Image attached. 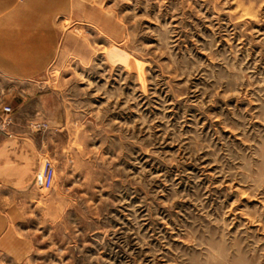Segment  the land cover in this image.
Here are the masks:
<instances>
[{"label": "rangeland", "instance_id": "rangeland-1", "mask_svg": "<svg viewBox=\"0 0 264 264\" xmlns=\"http://www.w3.org/2000/svg\"><path fill=\"white\" fill-rule=\"evenodd\" d=\"M0 67V264H264V0H0Z\"/></svg>", "mask_w": 264, "mask_h": 264}, {"label": "crops", "instance_id": "crops-1", "mask_svg": "<svg viewBox=\"0 0 264 264\" xmlns=\"http://www.w3.org/2000/svg\"><path fill=\"white\" fill-rule=\"evenodd\" d=\"M1 69V67H0ZM10 134L0 131V184H14L28 181L27 160L34 157L35 139L20 127V119L14 115Z\"/></svg>", "mask_w": 264, "mask_h": 264}, {"label": "built area", "instance_id": "built-area-1", "mask_svg": "<svg viewBox=\"0 0 264 264\" xmlns=\"http://www.w3.org/2000/svg\"><path fill=\"white\" fill-rule=\"evenodd\" d=\"M11 107L5 105L2 109V114L0 115V130L6 132L9 129L11 118ZM54 169L50 162L46 161L43 165V170L41 172V182L42 186L49 188L53 182Z\"/></svg>", "mask_w": 264, "mask_h": 264}]
</instances>
